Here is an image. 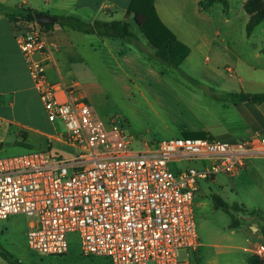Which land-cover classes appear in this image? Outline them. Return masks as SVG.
Returning <instances> with one entry per match:
<instances>
[{"label": "built area", "instance_id": "2783aa9c", "mask_svg": "<svg viewBox=\"0 0 264 264\" xmlns=\"http://www.w3.org/2000/svg\"><path fill=\"white\" fill-rule=\"evenodd\" d=\"M17 25L47 118L63 121L62 141L78 154L64 159L44 150L0 159V219L29 217L28 245L40 256L66 255L68 234L78 232L83 255L107 264H190L179 252L199 247L193 208L199 180L235 177L248 160L264 159V134L236 142L175 137L134 150L121 121L96 118L74 99L75 87L59 99L60 85L47 76L57 42L36 21ZM182 161L204 163L173 171ZM252 252L264 258V244Z\"/></svg>", "mask_w": 264, "mask_h": 264}, {"label": "rangeland", "instance_id": "374dc122", "mask_svg": "<svg viewBox=\"0 0 264 264\" xmlns=\"http://www.w3.org/2000/svg\"><path fill=\"white\" fill-rule=\"evenodd\" d=\"M258 4L264 9V0H260ZM207 12H211V17L208 16L210 18L207 22L203 21L204 27L210 33L222 29V34L216 38L206 54H201L197 64L183 62L179 69L162 64L149 56V52H152L151 45L142 34L133 15L129 18L130 29L139 38L135 45L141 49L137 53L141 57L132 58L134 61L129 65L124 63L118 65L105 57L104 48L95 53L87 45L88 42H80L84 45L79 48L78 56H75V50H70L73 57V64H71L73 74L76 76L74 79L82 84L87 97L84 99L85 102L96 118L106 123L112 118L121 121L120 125L127 136L135 139L131 145L134 150H141L146 145L156 146L165 139L185 137L175 128L182 122H175L173 128H165L166 124L171 123L172 118L177 117V120L186 121L189 118L188 114L193 118L194 115L199 118L204 116L202 105L206 102L204 103V99L192 96L186 91V87L191 86L196 90H202L204 85H213L216 88H211L212 92L228 99L225 96L228 93L218 88L230 80L236 82L238 76L246 80L245 74L242 76L235 71L236 57L225 50L228 48L227 45L233 47V44L222 42L221 39L223 35L230 36V32L226 30L233 27V36L236 39L234 43L238 45L237 48L245 54V57L257 54L264 43V22L256 28L253 36L248 37L246 34L247 12L240 9L237 0L232 1L229 12H226L224 6L219 3ZM226 17H230V24L225 22ZM22 31L21 28L18 33L21 34ZM119 45L125 51L132 47L127 41L120 42ZM131 53L135 54L133 50ZM66 55L68 52L63 51V56ZM206 58L209 60L207 61ZM231 74L236 77L231 79ZM207 79L211 80L210 83ZM74 91L76 94V87ZM234 91L241 92L239 88ZM53 124V133L56 136L62 137L66 134L62 120H57ZM10 129L12 131L4 132L6 136L0 132V150L4 151L0 159L44 150H50L54 155L64 159L78 154L76 148L63 142L54 140L49 142L37 136L33 140L34 147L22 146L14 142L16 128ZM203 163L182 161L173 166V171H175L174 167L199 168ZM198 185L199 191L193 208L199 247L196 251L181 250L180 259H187L190 264H240L242 259L247 257L250 264H264V258L255 256L252 252L254 245L264 244V241L260 238V233L254 235L249 229L252 222L264 220V197L259 193V187L262 190L261 185L256 181L251 182L250 179L242 180L239 176L229 177L222 174L217 175L213 180H199ZM214 196H220L231 206H244L243 210L255 211L257 214L251 215L241 210L228 213L223 208L215 206ZM232 217L240 224L239 227L232 228ZM30 223L31 219L22 214L5 220L0 219V264H9L2 256L3 254H10L23 264L108 263V259L104 257L83 255L78 232L68 234L69 251L66 255L40 256L28 245L27 234ZM242 244L245 247H241Z\"/></svg>", "mask_w": 264, "mask_h": 264}, {"label": "crops", "instance_id": "0c3cea01", "mask_svg": "<svg viewBox=\"0 0 264 264\" xmlns=\"http://www.w3.org/2000/svg\"><path fill=\"white\" fill-rule=\"evenodd\" d=\"M201 1L203 0H154L153 3L157 15L166 27L180 41L189 46L190 55L184 62L189 61L194 64H197L201 54H206L216 38L222 34V29L210 33L204 27L203 23L209 20L211 12L201 11ZM228 1L231 9L234 0ZM237 2L240 4V9L245 11L244 6L247 0H237ZM132 3L133 0H0V5L10 10L21 8L58 18L76 17L88 23L98 20L130 23L129 18L132 15L128 16L127 12ZM246 19L248 23L250 19L248 14ZM199 22H202L201 25ZM225 22L230 24V17H226ZM21 28L22 26L17 25V22H12L9 16L0 15V132L4 135L5 131L11 130L10 128H16L14 142L22 146L34 147L33 140L37 137L49 142L52 140L63 142L61 136L53 133L54 124L47 118L42 100L20 50L18 32ZM226 31L230 32V36L223 35L221 41L233 44V47L227 45L228 48L225 50L236 57L235 71L242 76L245 74L246 80H243L241 76L237 78L231 74L230 78L236 77L237 81L230 80L218 89L225 93L237 92L234 91L237 88L252 94L264 93V54L261 53L264 43L259 48V53L245 57V54L237 48L238 45L234 43L236 39L233 36V27L227 28ZM49 32L52 40L57 41L58 46L53 51V62L47 68V76L51 83L60 85L58 97L63 101L67 100L65 90L72 87H76L74 99H87L81 82L74 79L76 76L73 74L74 70L71 65L73 57H71L70 50H75V56H78L79 48L84 45L80 42H88L87 45L95 53L104 48V56L118 65H123V63L129 65L134 61L132 58L141 57L137 55L141 49L135 45L139 41L138 37L136 41H127L133 48L129 47L125 51L119 45L120 42H124L121 40L79 33L59 25ZM132 50L135 54L131 53ZM63 51H67L68 55L63 56ZM146 58L149 59L148 56ZM206 60L208 61L209 58ZM207 80L210 83L211 80ZM211 88L216 87L204 85L202 90H196L191 86L186 87L188 93L206 102L202 105L204 116L199 118L194 115L193 118L188 114L189 118L186 121L177 120L175 117L171 119V123L165 125V128H173L175 122H182L175 127L179 134L205 132L211 137L227 142H236L248 139L255 134H264V104L256 105L224 99L212 92ZM3 152L0 150V155ZM237 176L242 180L250 179L251 182H258L262 188L261 190L259 187V193L264 197V159L248 160L244 170ZM249 229L254 235L260 233V238L264 241V220L252 222ZM248 259L244 257L240 264H250Z\"/></svg>", "mask_w": 264, "mask_h": 264}, {"label": "trees", "instance_id": "16d2710c", "mask_svg": "<svg viewBox=\"0 0 264 264\" xmlns=\"http://www.w3.org/2000/svg\"><path fill=\"white\" fill-rule=\"evenodd\" d=\"M260 0H247L245 3V11L250 16L246 25V34L251 37L256 28L264 22V9L259 5ZM154 0H133L132 6L129 8L127 15L134 16V20L138 24L142 34L145 36L151 45L152 52L150 57L165 64L169 67L179 69L182 63L190 55V48L188 45L180 41L177 36L161 21L156 13L154 7ZM216 3H221L226 12H229L230 3L228 0H203L200 3L201 11H209ZM36 12L17 8L10 10L0 5V15H7L12 22H34ZM59 24L61 27L70 28L74 31L97 35L98 37L107 39H116L121 41L133 42L137 40V36L131 31V24L122 21H95L94 23L84 22L76 17H61L56 24L45 26L47 30H51ZM148 53V54H149ZM264 54V47L261 49ZM185 75V74H184ZM188 77L191 81L195 82L192 78ZM228 99L234 102H242L249 104L261 105L264 104V93H247L244 91L233 92L225 95ZM187 138H207L208 134L205 132L195 134H184ZM215 206L223 208L226 212L230 211H243L257 214V212L243 210L239 205H229L220 196H214ZM240 224L232 217V228L239 227ZM9 264H23L20 260L14 258L10 254L2 255Z\"/></svg>", "mask_w": 264, "mask_h": 264}, {"label": "water", "instance_id": "95a60500", "mask_svg": "<svg viewBox=\"0 0 264 264\" xmlns=\"http://www.w3.org/2000/svg\"><path fill=\"white\" fill-rule=\"evenodd\" d=\"M35 20L39 25L45 27L57 23L59 21V18L56 16H51L48 14L37 12L35 14Z\"/></svg>", "mask_w": 264, "mask_h": 264}]
</instances>
